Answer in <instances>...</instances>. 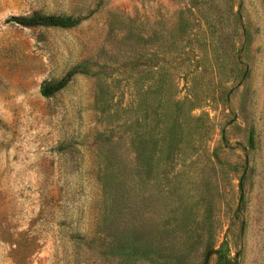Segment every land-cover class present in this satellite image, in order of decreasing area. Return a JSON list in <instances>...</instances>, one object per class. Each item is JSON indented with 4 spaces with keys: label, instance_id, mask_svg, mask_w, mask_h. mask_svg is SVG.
I'll return each mask as SVG.
<instances>
[{
    "label": "rangeland",
    "instance_id": "1",
    "mask_svg": "<svg viewBox=\"0 0 264 264\" xmlns=\"http://www.w3.org/2000/svg\"><path fill=\"white\" fill-rule=\"evenodd\" d=\"M0 264H264V0H0Z\"/></svg>",
    "mask_w": 264,
    "mask_h": 264
},
{
    "label": "trees",
    "instance_id": "2",
    "mask_svg": "<svg viewBox=\"0 0 264 264\" xmlns=\"http://www.w3.org/2000/svg\"><path fill=\"white\" fill-rule=\"evenodd\" d=\"M11 21L17 22L26 26L36 25H58V26H69L77 22V18L70 15H59L53 13H31L24 16L13 15L8 18ZM65 79L57 83H45L40 86V92L43 95H50L52 92L60 88Z\"/></svg>",
    "mask_w": 264,
    "mask_h": 264
}]
</instances>
